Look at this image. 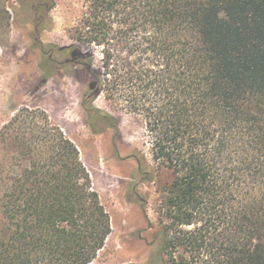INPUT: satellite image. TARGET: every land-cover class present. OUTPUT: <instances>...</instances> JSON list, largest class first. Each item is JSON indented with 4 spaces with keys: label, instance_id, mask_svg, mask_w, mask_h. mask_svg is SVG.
<instances>
[{
    "label": "trees",
    "instance_id": "16d2710c",
    "mask_svg": "<svg viewBox=\"0 0 264 264\" xmlns=\"http://www.w3.org/2000/svg\"><path fill=\"white\" fill-rule=\"evenodd\" d=\"M87 3L76 43L57 51L88 71L91 101L106 94L145 123L157 168L136 159L161 191L154 264H264V0ZM9 27L0 7V35ZM64 136L38 127L19 146L30 169L4 177L0 164V264H91L112 234Z\"/></svg>",
    "mask_w": 264,
    "mask_h": 264
},
{
    "label": "rangeland",
    "instance_id": "374dc122",
    "mask_svg": "<svg viewBox=\"0 0 264 264\" xmlns=\"http://www.w3.org/2000/svg\"><path fill=\"white\" fill-rule=\"evenodd\" d=\"M0 7L10 14V27L0 35L2 176L12 167L18 172L30 169L29 154L19 146L31 142L38 127L49 135L60 130L79 149L93 188L111 217L112 234L91 264H154L162 246L163 225L157 212L161 191L158 182L140 173L136 159L139 153L157 168L145 123L119 110L106 94L88 99L93 94L88 71L65 63L57 51L76 43L87 0H0ZM92 49L100 69L102 49ZM98 110L111 114L115 127ZM167 175L162 171L159 175L162 186Z\"/></svg>",
    "mask_w": 264,
    "mask_h": 264
},
{
    "label": "flooded vegetation",
    "instance_id": "af4514ba",
    "mask_svg": "<svg viewBox=\"0 0 264 264\" xmlns=\"http://www.w3.org/2000/svg\"><path fill=\"white\" fill-rule=\"evenodd\" d=\"M50 50H51V49H50ZM46 53H47V50H46ZM51 59H53V57H51ZM68 62H69V61L67 60L65 63H68ZM69 64H70V63H69ZM91 97H92V95H89V96H88V99H90ZM94 112H95V111H94ZM111 125H112L113 127H115L113 123H111ZM135 191H136V189H134V192H135ZM139 199L141 200L142 203H145V199H144V198H141V197H140Z\"/></svg>",
    "mask_w": 264,
    "mask_h": 264
},
{
    "label": "water",
    "instance_id": "95a60500",
    "mask_svg": "<svg viewBox=\"0 0 264 264\" xmlns=\"http://www.w3.org/2000/svg\"><path fill=\"white\" fill-rule=\"evenodd\" d=\"M142 183V182H141ZM145 202H146V200H145Z\"/></svg>",
    "mask_w": 264,
    "mask_h": 264
}]
</instances>
